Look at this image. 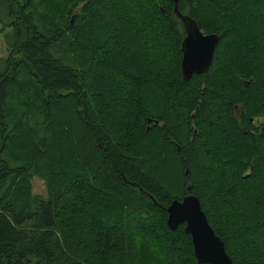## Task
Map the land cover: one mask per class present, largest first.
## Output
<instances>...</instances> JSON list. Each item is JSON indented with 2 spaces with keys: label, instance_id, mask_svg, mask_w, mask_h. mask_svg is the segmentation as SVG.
I'll return each mask as SVG.
<instances>
[{
  "label": "trees",
  "instance_id": "obj_1",
  "mask_svg": "<svg viewBox=\"0 0 264 264\" xmlns=\"http://www.w3.org/2000/svg\"><path fill=\"white\" fill-rule=\"evenodd\" d=\"M175 5L219 37L188 81ZM0 35V264H197L189 193L264 264V0H0Z\"/></svg>",
  "mask_w": 264,
  "mask_h": 264
},
{
  "label": "water",
  "instance_id": "obj_2",
  "mask_svg": "<svg viewBox=\"0 0 264 264\" xmlns=\"http://www.w3.org/2000/svg\"><path fill=\"white\" fill-rule=\"evenodd\" d=\"M177 0H174L176 4ZM174 14L181 21L184 38L181 43L180 71L184 81L193 75L204 74L211 65L219 37L203 33L194 19L181 14L176 5ZM191 187L187 186V191ZM166 226L175 231L184 225V232L191 238L197 264H233L225 251L224 243L215 235L201 209L198 198L187 194L181 200L174 199L166 208Z\"/></svg>",
  "mask_w": 264,
  "mask_h": 264
},
{
  "label": "rangeland",
  "instance_id": "obj_3",
  "mask_svg": "<svg viewBox=\"0 0 264 264\" xmlns=\"http://www.w3.org/2000/svg\"><path fill=\"white\" fill-rule=\"evenodd\" d=\"M7 55V51L5 48V45L2 42V37L0 35V57L4 58ZM32 187H33V192L42 196H45L46 194V187H45V183L40 181L37 178H33L32 179ZM139 232V229H138Z\"/></svg>",
  "mask_w": 264,
  "mask_h": 264
}]
</instances>
